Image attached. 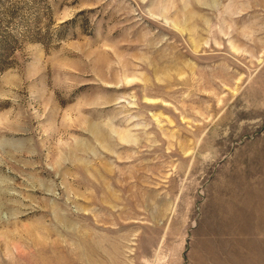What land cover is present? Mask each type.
Segmentation results:
<instances>
[{
    "label": "rangeland",
    "instance_id": "rangeland-1",
    "mask_svg": "<svg viewBox=\"0 0 264 264\" xmlns=\"http://www.w3.org/2000/svg\"><path fill=\"white\" fill-rule=\"evenodd\" d=\"M0 264H264V0H0Z\"/></svg>",
    "mask_w": 264,
    "mask_h": 264
},
{
    "label": "bare ground",
    "instance_id": "bare-ground-1",
    "mask_svg": "<svg viewBox=\"0 0 264 264\" xmlns=\"http://www.w3.org/2000/svg\"><path fill=\"white\" fill-rule=\"evenodd\" d=\"M188 19H189V18H188ZM177 22H178V21H177ZM175 24H177V23H175ZM178 24H179V23H178ZM178 24H177V25H178ZM183 25H184V23H183ZM189 27H190V26H189ZM191 29H192V28H191ZM185 30H186V29H185ZM192 40H193V39H192ZM192 40H191V41H192ZM194 42H195V41H194ZM195 44H196V43H195ZM192 46H193V45H192ZM234 46H235V45H234ZM94 129H95V128H94ZM95 131H97V130L95 129ZM95 131H94V133H96ZM98 133H99V132H98ZM98 133H97V134H98ZM99 134H100V133H99ZM101 134H102L101 136H103V133H101ZM101 136H98V137L101 138ZM118 136H119V135H118ZM103 139H104V138H103ZM126 141H127V140H126ZM128 141H129V140H128ZM184 152H185V151H184Z\"/></svg>",
    "mask_w": 264,
    "mask_h": 264
}]
</instances>
